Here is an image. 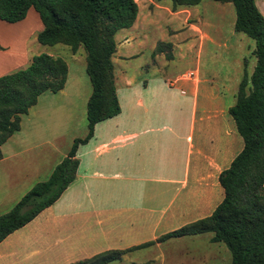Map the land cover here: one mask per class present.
<instances>
[{"label": "crops", "instance_id": "crops-1", "mask_svg": "<svg viewBox=\"0 0 264 264\" xmlns=\"http://www.w3.org/2000/svg\"><path fill=\"white\" fill-rule=\"evenodd\" d=\"M134 2L133 23L114 34L111 61L119 112L95 123L91 137L76 148L74 179L59 197L0 241V264L14 261L10 246L18 233L36 228L35 236L40 238L37 226L43 223L47 229L44 222L53 223L48 234L52 237L68 223L74 232L86 230L92 216L101 232L98 236L106 238L107 203L100 193L105 194L106 184L99 178L102 170L114 169L117 177L115 217L123 219L126 211L133 216L131 220L147 222L150 233H132L129 236L141 240L124 247L99 246L63 264L106 249L154 240L209 215L222 199L217 176L242 147L227 110L243 73L245 46L252 48V42L233 30L234 9L228 1L202 0L175 9L168 0ZM254 4L264 19V0H254ZM41 28L32 8L16 22L0 20V75L24 67L32 55L40 53L35 36ZM77 52L68 53L70 65L65 62L63 87L40 93L20 117L18 129L0 145V214L34 183L44 180L65 156L71 141L85 134L90 86L84 54L76 57ZM253 60L249 72L246 62L247 75ZM188 70L194 71V77L179 76ZM159 225L163 228L157 231ZM210 236L206 235L208 241ZM168 240L149 246H156L162 258L160 246ZM58 244L53 240L49 246ZM200 251L185 264L197 260L217 263L210 248ZM37 252L30 247L17 260L26 262ZM173 260L182 264L175 256Z\"/></svg>", "mask_w": 264, "mask_h": 264}, {"label": "trees", "instance_id": "trees-1", "mask_svg": "<svg viewBox=\"0 0 264 264\" xmlns=\"http://www.w3.org/2000/svg\"><path fill=\"white\" fill-rule=\"evenodd\" d=\"M168 1L175 9L194 6L202 0ZM217 1L232 4L233 30L253 42L254 57L251 73L247 75L243 69L234 102L227 110L242 147L217 176L222 199L209 215L154 240L124 249H106L69 264H106L120 260L132 249L205 232L211 234L210 242L225 245L229 264H264V19L254 0ZM28 8L36 12L42 25L35 36L37 43L61 44L70 54L82 49L90 86L85 102L86 131L71 141L65 156L44 180L34 183L9 210L0 214V241L59 197L74 179L76 148L91 137L95 123L119 112L111 61L114 34L133 23L137 10L134 0H0V20H21ZM245 63L244 58V67ZM65 78V61L45 52L32 55L24 67L0 75V145L18 129L20 117L37 96L45 91L57 92Z\"/></svg>", "mask_w": 264, "mask_h": 264}, {"label": "rangeland", "instance_id": "rangeland-1", "mask_svg": "<svg viewBox=\"0 0 264 264\" xmlns=\"http://www.w3.org/2000/svg\"><path fill=\"white\" fill-rule=\"evenodd\" d=\"M246 39L252 42L248 37ZM38 46V50H40L39 52H50L52 54H58L67 64L70 65V58L66 46H63L61 44H55L52 46L38 44ZM245 48L246 50L244 58L248 63L247 71L249 72L251 70V60L254 59L251 53L253 42L252 48L250 47V44H246ZM79 51L80 52H77L75 54L76 57L79 56V53L82 52V49L80 48ZM100 172L101 174L99 175V178H101L102 181L106 184L105 189L103 190L105 194L100 191L101 197L103 199L105 197V201L107 203L105 207L107 209L106 238L98 236L101 232L94 226L95 220L92 216L88 217V222L91 225L86 230L74 232L72 225L69 226L68 223L65 229L59 227L56 234L52 237H49L48 234L50 233V226L53 223H51V225H48V222H44V225L47 229H45V227L42 225L43 223H40L37 226V228H39V233L41 232L40 238L35 236V231H37L36 228H30L29 231L25 232L24 234L22 231L18 233L19 237H17L10 246L14 253L12 256V259L14 261L7 260L8 263H6L31 264L33 262L35 264H63L64 262L71 260L76 256H79L78 254L97 250L99 246H106L105 248H107V246L112 247V245L124 247L133 244L138 240H141V238L129 236L132 233H150L149 229H147V222L141 220H131L130 218L133 216H129L130 213L126 211L124 212L123 219L119 216L115 217V214L112 212L115 209V205L113 202L115 199L114 185L117 179L115 170L108 169L104 171L102 170ZM161 228H163L162 225H159L156 229L157 231H159L162 230ZM209 234L210 233L208 232L200 233L198 234L199 236H197V238H192L191 236L169 238L168 241L164 242L160 246L164 251L162 256L163 261L161 260L162 258L160 250H158L156 246L151 247L147 245L143 248L132 249L124 253L120 260L110 262L108 264H174V256L178 260V262L185 264L188 260L187 258L194 256L196 251H205L207 248H210L211 257L213 258V260H215L217 257V263L211 262L210 264H229V253L225 245L221 242H209L206 238V235ZM53 240H58L59 244L55 247L50 248L49 244H53ZM30 247H32V249H37V251H39L37 252L38 254L33 255L32 258L26 262L17 260L18 257L23 254L24 250H26L27 252ZM176 250H180L181 253H175L174 251ZM185 250L187 251V253H183V251L185 252ZM199 262L200 261L197 260L195 263H193L201 264ZM187 264L192 263L189 261Z\"/></svg>", "mask_w": 264, "mask_h": 264}, {"label": "built area", "instance_id": "built-area-1", "mask_svg": "<svg viewBox=\"0 0 264 264\" xmlns=\"http://www.w3.org/2000/svg\"><path fill=\"white\" fill-rule=\"evenodd\" d=\"M181 78H192V77H194V71L193 70H188V71H185V72H183V73H181L180 75H179ZM169 83H171V82H169ZM180 93H184V91H180Z\"/></svg>", "mask_w": 264, "mask_h": 264}]
</instances>
